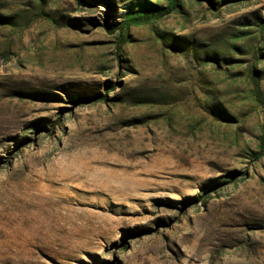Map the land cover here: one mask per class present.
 <instances>
[{"label":"rangeland","instance_id":"obj_1","mask_svg":"<svg viewBox=\"0 0 264 264\" xmlns=\"http://www.w3.org/2000/svg\"><path fill=\"white\" fill-rule=\"evenodd\" d=\"M0 264H264V0H0Z\"/></svg>","mask_w":264,"mask_h":264},{"label":"trees","instance_id":"obj_2","mask_svg":"<svg viewBox=\"0 0 264 264\" xmlns=\"http://www.w3.org/2000/svg\"><path fill=\"white\" fill-rule=\"evenodd\" d=\"M145 12L147 13L148 16H153V15H158L160 12V9H157L156 7H151L150 5L145 7ZM127 21H124L120 24L118 27L120 31H124L125 25L127 24ZM107 97V93H98L97 95H94L92 97H86L85 100L88 101H100L102 99H105Z\"/></svg>","mask_w":264,"mask_h":264}]
</instances>
